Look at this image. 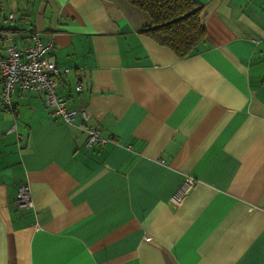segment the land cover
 <instances>
[{
    "label": "crops",
    "instance_id": "0c3cea01",
    "mask_svg": "<svg viewBox=\"0 0 264 264\" xmlns=\"http://www.w3.org/2000/svg\"><path fill=\"white\" fill-rule=\"evenodd\" d=\"M193 1L205 43L180 59L127 0H0V31L13 13L15 45L52 37L55 94L108 139L85 147L80 117L14 91L0 109V264H264V0Z\"/></svg>",
    "mask_w": 264,
    "mask_h": 264
},
{
    "label": "built area",
    "instance_id": "2783aa9c",
    "mask_svg": "<svg viewBox=\"0 0 264 264\" xmlns=\"http://www.w3.org/2000/svg\"><path fill=\"white\" fill-rule=\"evenodd\" d=\"M15 15H7L8 29L0 31V42L5 43L6 55L0 58V109L12 110L14 91H34L43 97V104L50 109L51 116H56L66 124H75L77 117L81 122L77 125L87 138L85 147L102 144L108 139L100 136L98 131L87 125L88 114L84 110H73L66 107V102L57 97L55 89L58 84L59 69L51 55L54 41L51 37L43 42L38 31L29 32V44L17 46L12 41V27ZM14 128L11 129V131ZM20 139L21 137L18 136ZM194 181L186 178L180 189L172 196L170 203L177 208L182 203ZM16 206L30 208L33 206L28 185H20L15 198Z\"/></svg>",
    "mask_w": 264,
    "mask_h": 264
},
{
    "label": "trees",
    "instance_id": "16d2710c",
    "mask_svg": "<svg viewBox=\"0 0 264 264\" xmlns=\"http://www.w3.org/2000/svg\"><path fill=\"white\" fill-rule=\"evenodd\" d=\"M150 17L142 30L157 44L183 59L198 52L205 43L201 6L193 0H127Z\"/></svg>",
    "mask_w": 264,
    "mask_h": 264
}]
</instances>
